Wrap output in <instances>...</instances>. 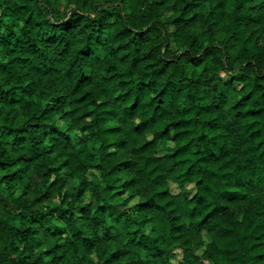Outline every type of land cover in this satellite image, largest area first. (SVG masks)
I'll use <instances>...</instances> for the list:
<instances>
[{"label":"trees","instance_id":"1","mask_svg":"<svg viewBox=\"0 0 264 264\" xmlns=\"http://www.w3.org/2000/svg\"><path fill=\"white\" fill-rule=\"evenodd\" d=\"M0 264H264V0H0Z\"/></svg>","mask_w":264,"mask_h":264},{"label":"rangeland","instance_id":"2","mask_svg":"<svg viewBox=\"0 0 264 264\" xmlns=\"http://www.w3.org/2000/svg\"><path fill=\"white\" fill-rule=\"evenodd\" d=\"M59 122L63 124L62 121H59ZM79 135H80V132H77V133H73V134H72V137H73L74 142H76V141L78 140ZM172 148H173V141H172V140H168V141L166 142L165 147L162 148V149H159V152L162 153V152H165V151H169V150H172ZM93 173L96 174L97 171H96L95 169H93V168H90V171L87 172V176H88L89 178H91V177L93 176ZM168 182H169V188H170V191H171V192L175 193V192H177V191L179 190V186H178L177 183H175V182H173V181H171V180H168ZM74 184H75V180H70V182H69L68 185H69V186H72V185H74ZM186 186H187L188 191H189L190 193H193V192H194V189H195V188H194L192 182L187 183ZM20 189H21V187H18L16 191L18 192ZM70 195L73 196L72 193H71ZM88 198H89V194L86 193V194H84V195L81 197V200L85 201V200H87ZM132 201H133V200H131L130 203H131ZM10 218H11V216L9 215V216L7 217V219H10ZM10 222H11L14 226H17V225L20 226L19 223L15 222V221H13V220H10ZM203 236H204V239H205L206 241L209 240V237L207 236L206 233H204ZM21 247H22V246H19V247H18V249H17V253H22V252H23V249H22ZM21 249H22V252L20 251ZM181 255H182V247H178V248L176 249V251H174V253L170 256L171 263H176V262H178V261L180 260V258H181Z\"/></svg>","mask_w":264,"mask_h":264}]
</instances>
